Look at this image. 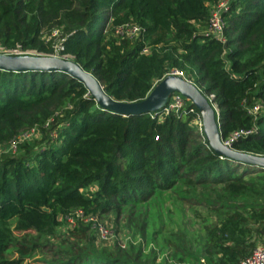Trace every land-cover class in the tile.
<instances>
[{
  "label": "trees",
  "instance_id": "1",
  "mask_svg": "<svg viewBox=\"0 0 264 264\" xmlns=\"http://www.w3.org/2000/svg\"><path fill=\"white\" fill-rule=\"evenodd\" d=\"M217 1L0 0V44L40 54L57 45L123 100L144 97L178 68L213 94L221 136L250 129L232 146L264 155V0L229 1L224 41L209 31ZM102 21L110 22L107 34ZM129 22L140 26L137 36L115 31ZM53 30L62 31L59 38ZM185 107L161 120L122 115L101 108L84 82L65 71L0 69V145L24 130L38 131L14 152L0 153V264L21 263L22 256L8 255L14 231L48 236L75 209L99 215L147 199L158 187H173L184 166L198 182L222 184L215 195L198 198L217 216L203 226L207 264H237L264 243V168L221 157L207 139L186 150L189 120L198 110L188 99ZM77 221L69 226L73 237L92 226ZM81 255L97 264H144Z\"/></svg>",
  "mask_w": 264,
  "mask_h": 264
},
{
  "label": "rangeland",
  "instance_id": "2",
  "mask_svg": "<svg viewBox=\"0 0 264 264\" xmlns=\"http://www.w3.org/2000/svg\"><path fill=\"white\" fill-rule=\"evenodd\" d=\"M100 25L104 34H107L110 22L102 21ZM61 33L53 30L51 36L59 38ZM181 110L163 112L158 115V119L161 120L164 114L170 112L178 114ZM199 121L202 122L194 115L189 120L192 132L188 135L186 150L194 142H204L206 139ZM35 136L36 132L22 136L18 144ZM8 142L10 144V140ZM8 142L0 145V153L11 152ZM181 170L182 174L173 187H158L147 199L139 198L120 204L115 210L94 215V222L102 223L109 231L106 238L98 234L93 222L88 231L78 230L73 237L69 233V225L63 222L55 228L54 234L48 236L38 235L34 230L14 231L15 240L9 247L8 255L22 256L20 264H97L93 259L82 256L83 252L130 258L144 264H207L202 249L203 226L217 216L211 208L199 204L198 198H202L205 192L215 195L213 189H219L222 184L198 182L195 180L197 173L187 172L185 166ZM22 249L25 252L20 255ZM179 256L184 260H180ZM101 264L109 263L103 259Z\"/></svg>",
  "mask_w": 264,
  "mask_h": 264
},
{
  "label": "water",
  "instance_id": "3",
  "mask_svg": "<svg viewBox=\"0 0 264 264\" xmlns=\"http://www.w3.org/2000/svg\"><path fill=\"white\" fill-rule=\"evenodd\" d=\"M0 69L4 70H62L84 82L99 106L122 115L160 112L172 92L181 93L190 100L201 115L204 135L211 148L221 157L264 168V155L236 149L225 143L220 132L217 112L209 98L194 82L183 75L169 73L160 78L148 93L137 100L116 99L108 94L98 78L78 61L59 54L4 53L0 52Z\"/></svg>",
  "mask_w": 264,
  "mask_h": 264
},
{
  "label": "built area",
  "instance_id": "4",
  "mask_svg": "<svg viewBox=\"0 0 264 264\" xmlns=\"http://www.w3.org/2000/svg\"><path fill=\"white\" fill-rule=\"evenodd\" d=\"M229 1L230 0H218L216 4L212 6L210 15H209V31L215 36H217L222 41L225 40V37L223 34V28H224L223 11L228 8ZM115 31L119 34H126L129 37H134L140 33V26L132 22L131 23L129 22V23L116 26ZM58 48L59 46L56 45L54 52L49 53V54H59L62 56H68L65 54H60L58 51ZM143 50L146 51L147 47H144ZM0 52H4V53H29L30 52V53L39 54L34 49H23L20 46L7 47L2 44H0ZM169 73L183 75V71L178 68L170 69L167 72V74ZM212 96L213 94L208 95L209 98H211ZM212 104L215 107V110L217 111L216 104L213 103V101H212ZM185 106H186V98L181 93L175 91L171 93L168 102L165 104V106L160 112H157V113L150 112V113H151V116H155L156 114L160 115L163 112L167 113L168 111L180 110V109L185 110L186 109ZM258 108H259L258 104L254 105L253 111L255 112ZM190 109L192 110V108ZM194 117L201 119L199 112H196ZM250 131H251L250 129L234 130L226 138L222 137V139L225 143L231 144L233 143L234 139H236L239 135L249 133ZM34 132H36L35 128L24 130L21 133H19L21 136L17 135L16 137L10 139V144L8 142L10 151L14 152L16 150L19 138L22 139V136L25 137L26 135L28 134L31 135ZM64 219H65V222L69 226L76 225L77 220H91L94 226L95 227L97 226L98 234L101 237L106 238L108 236L109 231L107 230V228L102 223L94 222V219H96L94 218V215L92 214L86 215L84 214L82 209H75L71 211L70 213L64 216ZM237 264H264V243L258 244L249 254L242 257Z\"/></svg>",
  "mask_w": 264,
  "mask_h": 264
}]
</instances>
